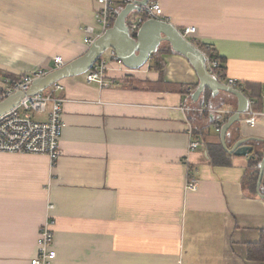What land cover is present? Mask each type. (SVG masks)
Returning <instances> with one entry per match:
<instances>
[{
	"label": "crops",
	"instance_id": "1",
	"mask_svg": "<svg viewBox=\"0 0 264 264\" xmlns=\"http://www.w3.org/2000/svg\"><path fill=\"white\" fill-rule=\"evenodd\" d=\"M159 1L164 20L195 27L196 43L218 54L219 81L236 79L247 95L226 143L250 138L254 151L225 150L221 131L237 100L210 89L194 99L200 79L168 43L134 68L111 62L103 85L65 78L55 164L0 152V264L38 256L50 203L53 264H264L248 250L264 230V115L246 122L247 111L263 110L264 0ZM97 8V0H0V80L83 54L85 28L99 32ZM49 111L31 115L45 121ZM192 139L200 146L189 152ZM191 177L196 190L186 189Z\"/></svg>",
	"mask_w": 264,
	"mask_h": 264
},
{
	"label": "built area",
	"instance_id": "2",
	"mask_svg": "<svg viewBox=\"0 0 264 264\" xmlns=\"http://www.w3.org/2000/svg\"><path fill=\"white\" fill-rule=\"evenodd\" d=\"M138 1L97 0L96 21L99 32H95L93 26H87L85 28L86 35L84 42L90 46L100 34L113 25L117 16L116 14H118L121 7L130 3L137 4ZM129 17V30L133 34L138 31L145 20L149 18L163 19V8L159 0H149L146 4L141 5L140 11L132 13ZM180 31L185 38L193 42L205 54L208 71L215 78L221 80V61L215 50L209 45H204L201 48L200 44L196 43V40L192 37L196 31L195 27L187 26ZM108 52L109 57L102 56L84 74L86 82L103 85L111 62L122 63L114 50ZM64 64L65 62L61 57L55 58V68ZM50 70L38 68L25 73L18 79L11 80L6 78L0 80V102L17 91L27 92L34 80L45 76ZM227 85L237 88L238 82L236 79L229 78ZM51 88L50 93L25 95L17 107L0 116V152L47 155L51 163L55 164L62 154L59 139L62 130L63 104L66 102V98L57 93L64 89L63 84L59 83V81L54 83ZM48 106H50V111L45 121L36 120L31 115L33 112H45ZM247 115L246 122L254 125L256 118L264 115V98L263 110L259 112L247 111ZM199 146V140L192 139L190 140L188 151L191 152ZM191 178L187 181L186 189L196 190L197 181L194 177ZM54 207L55 205L52 203L48 205L46 221L40 228L38 256L31 260V264H53L57 258V251L54 248L55 233L53 230L55 220L51 214Z\"/></svg>",
	"mask_w": 264,
	"mask_h": 264
},
{
	"label": "water",
	"instance_id": "3",
	"mask_svg": "<svg viewBox=\"0 0 264 264\" xmlns=\"http://www.w3.org/2000/svg\"><path fill=\"white\" fill-rule=\"evenodd\" d=\"M148 1L139 0L137 4L125 5L119 10L113 25L100 34L83 54L34 80L27 92L17 91L1 101L0 116L17 107L25 95L42 92L65 78L85 74L110 50L116 52L124 65L134 68L147 60L152 52L158 51L163 43H168L176 53L183 55L190 62L200 79L199 86L193 94L194 99L197 100L206 89H210L214 96L220 92H226L237 100L235 113L222 128V143L225 150L231 154L250 155L254 151V146L247 144L250 138L239 139L231 148H228L226 143L230 126L236 121H240L241 113L248 108L247 95L215 78L207 69L205 54L193 42L185 38L179 28L167 20L149 18L143 22L136 34H132L129 27L128 30H123V27L128 24L129 16L140 11L141 5ZM263 176L264 157L260 164L259 186Z\"/></svg>",
	"mask_w": 264,
	"mask_h": 264
},
{
	"label": "trees",
	"instance_id": "4",
	"mask_svg": "<svg viewBox=\"0 0 264 264\" xmlns=\"http://www.w3.org/2000/svg\"><path fill=\"white\" fill-rule=\"evenodd\" d=\"M117 15V14H116ZM205 45V44H204ZM203 44H200V47H204ZM173 50V49H172ZM174 51V50H173ZM175 52V51H174ZM176 53V52H175ZM198 87V86H197ZM233 97V96H232ZM231 97V98H232ZM249 257L251 259L264 260V230L261 234V239L258 242L250 243L248 245Z\"/></svg>",
	"mask_w": 264,
	"mask_h": 264
},
{
	"label": "rangeland",
	"instance_id": "5",
	"mask_svg": "<svg viewBox=\"0 0 264 264\" xmlns=\"http://www.w3.org/2000/svg\"><path fill=\"white\" fill-rule=\"evenodd\" d=\"M129 19H130V17L128 18V22H129ZM128 27H129V25L128 24H126L124 27H123V30L124 31H126V30H128ZM169 47V45L167 44V43H163L162 45H161V48H168ZM107 54V53H106ZM105 54V55H106ZM224 95V94H223Z\"/></svg>",
	"mask_w": 264,
	"mask_h": 264
}]
</instances>
